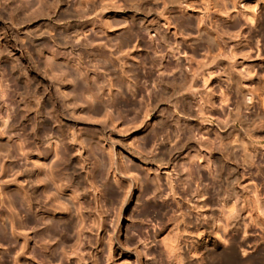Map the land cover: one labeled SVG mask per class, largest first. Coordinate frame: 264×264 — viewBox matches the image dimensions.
Masks as SVG:
<instances>
[{
    "label": "bare ground",
    "instance_id": "obj_1",
    "mask_svg": "<svg viewBox=\"0 0 264 264\" xmlns=\"http://www.w3.org/2000/svg\"><path fill=\"white\" fill-rule=\"evenodd\" d=\"M35 1L33 3L39 5V8H36L38 10L40 9V14H33L37 15V17L42 15L46 17V21L52 22L53 24H58H56L57 28L54 27L53 29L51 28L52 26L50 27L49 22H43V26L41 24V26H39L36 23L37 26L34 27L29 33L33 37V39L27 38L26 40L29 46L24 49L25 56L31 59L32 53H35V55H39V53H41L46 46L55 47L58 53L56 52L57 56L52 53L51 55L53 56V58L54 56L59 57V59L64 60V62L73 64L78 69V74L72 71H67L66 69H61L62 66L60 67L59 65H57V61L55 62V64L46 62L44 66H40L38 63H36L35 60L31 59V67L33 69L36 68L40 71L41 75L39 77L44 76L45 78H47V87L51 89V93L48 96L47 100H45L44 102L42 101L43 103H46V105L48 103L49 106H51L50 109L46 106L44 107L47 108V110H50H45L46 112H43V108H41V105H39L41 104L40 102L38 103V101L34 98H28L27 89L23 90L25 93L24 96L21 94L23 97H20V93L23 92L22 90H20L21 92L18 91V94L17 92H15V90L14 94H10L8 92L4 93V90L0 91V107L4 104H7L9 106V108L6 109L4 115L0 113V139H10L12 136H14V134H16V130L18 131L20 129L25 135L32 139V142H30L32 143V146H28L29 148H32L31 151L27 150L21 145V143L19 144L17 142V144L11 145L10 149L6 148V151L4 152L5 156L7 157L6 160L11 159L8 162H18L21 157L24 160L21 163H14L13 165L11 164L12 166H9L11 167L10 171L15 169V178H22L20 182L16 180H13L14 182L10 181V184L13 183L15 186L14 188L16 194H9V191V193H7V189L4 188L6 184L3 181V183L0 181V204L2 205V203H5L6 201L8 204L5 203V207L8 208L9 206V210L11 209V207L13 209V204L17 206V212H13L11 209L8 213L6 212L5 218L7 220H4L3 218L4 222L8 221L7 223L9 224V229H7V223H4L2 221L3 224H1L2 226L0 227V241L9 242L7 236V232L9 230V233H11L12 236L19 239L17 240L19 244L18 250H21L20 252L21 254H23V261H26L28 259L32 260L33 262L37 261L39 264H45L52 261L50 263L52 264L54 262L53 260L61 261V259H63L65 255L67 259H73V261H71L73 262L72 264H101L100 259H97L96 256L92 255L89 257H85L86 255H83L87 250L84 251V248L86 247L84 246L86 244V241L85 244H82L81 237L83 235V239L85 240L86 238H88L86 245H91L94 242L91 239V232L93 231L94 235L96 236L95 245L92 244L94 245L93 249L95 250L96 248H98L97 244H99L101 240H104V238L101 239L103 235H101V233H105L110 229H106L103 223L104 220L102 218V215H105L103 213H106L104 212L103 206H100L101 209L103 208L102 210H99V207H93L94 212L91 208L92 204H97V196L95 193L97 192V190L99 192V189L96 190L95 188V181L102 180L107 174H111L113 176V179L118 184L119 188L123 187L122 189H124L125 192L122 199L123 201L120 203L122 206H119L120 208L118 207L120 209L119 215H116L115 213V215L118 217L117 219H114L117 221V223L121 220L122 214L120 213V211L125 206V204L130 201V193L135 190L137 185H135V179L132 177L130 178L129 176L131 171L127 169L126 166H123L122 162L120 161V154L122 152H125L127 156L133 157L138 160L141 166H143L147 172L152 174L153 184L152 186L147 185L144 188V192L147 193L151 190L155 192L160 190V168L163 167L165 170H168L171 169V166L174 167V165L177 164V159L179 158L180 154L191 147V145L188 143L189 140L193 139L192 142H201L199 139L202 137V135L200 134L201 130L213 127V133L218 137V142H227L220 134V130L230 126L229 121L244 122V119L242 118L243 113H240V111L242 110H239V103L237 104V108L235 106L236 114H233L228 122L225 120L226 117H224L223 115L222 117L218 115L214 116V114H211L210 111L205 110V107L199 106L198 111H193L191 109V101L195 99V93L193 90V84L191 82L192 78H190L191 81H188V79L183 81L185 79V75L183 76V72L186 70V66L183 64V56L185 57L186 55L183 54L185 53V50H183V48L178 49V43L174 44L169 34L173 32L174 37H177L178 35L176 33H178L179 36H181L180 39H183L187 44H189V46L197 42L204 45V53L201 55V57H199V59H196L198 64L200 63L201 67L203 66L202 64H206V62L208 64L211 63L214 65L222 66L223 68L228 66L230 68H228V71L230 70L229 73L227 72L226 68L225 71L227 72V74H230L229 78L236 85L234 87L239 89V92L242 95L241 100H243V105L248 109L250 107L249 100L251 98L247 97V95L251 92L248 88L247 90L246 88L244 89L242 87L243 84L240 83V78L243 77V75L241 76L239 74L240 71L238 72V69L236 70L235 66H240L241 60L238 61L236 52L234 51V46H238L242 43H252L253 36L255 34L260 38L261 41L264 42V0H155L156 2H160V8L156 5V7H158L159 9L154 6V3V5H152V2L154 0H123L125 1L123 5H126L127 1L134 3L132 4L133 6L131 7V9L135 6L133 8V11H139L141 15L138 16L134 13L128 14L127 12V22L128 24L130 23L129 27H132L130 28L132 29L131 35L129 34L130 32H127L129 34V36L127 37L125 36L127 35V33L124 32V28L122 29H124L123 33L125 34L122 38H120L122 32H119L122 31L119 30L120 26H125V24L121 22L122 25H120L121 23L116 24L114 22V27L117 28L116 25H119V28L117 29L119 30L118 33H120V35L118 34V39L114 38L116 40H114V42H112L110 46H112V49H114V45L115 48L119 50L117 51L115 49L117 53L122 52L121 48H126V50L129 49L130 51L133 49H135L136 51H140L142 54L141 62L147 61V64H149L151 68L157 69V74L159 73L160 75H164L161 78H158V81H156V79L152 78L149 75L142 76L144 78V81L149 80L150 83L155 87L153 91H151V88L149 87L150 92L145 95L147 97V101L146 103H144L145 108L142 113L143 119H146V121H148L151 118L153 111L155 109L159 111L158 108L161 105V109L159 111L160 115H157L156 117L157 127L153 128L144 138L143 146H139L137 144L135 145L134 142L130 139L132 135L137 131V127H134V125L130 127H128V125H124L122 128H120L119 123L117 122V124L115 123L116 121L113 120L116 116H113V114H109V112L111 113V111L108 110L109 107L107 108L106 102L104 103L102 100L104 91H107L111 96V105L124 103V100L119 98L124 95V87L126 86L128 88V85L124 86V84L119 79H115L114 66L116 61L118 62V64H120V66H125L131 58L128 62H126L128 55H126L125 53V55H123L124 51L122 52V57L120 53L117 54L115 50L114 53H116L117 56H114L111 53L107 54L104 50L102 53L99 52V56V53L94 50L98 53V55L97 53L95 55L99 57L100 60H102V62L100 63L101 66L110 77L105 80H99L97 79L98 76L94 78L93 76L96 74H93V76L88 78L89 75L87 76L86 71H84L85 68V70H89L90 68L87 67L84 62L91 63V65L88 64L91 67L95 66L96 68L97 66H92L91 62V58L93 56V54L91 55L92 49L95 47H93L92 49L90 48L92 46L91 41L93 40V38L95 36L97 37L99 33V36L101 37V32L96 33L94 30V32L96 33H94V36L85 33L89 37L92 36V40H90L91 43H89L88 41L87 43H85L83 38L86 35L84 34V31L83 29H81V27L83 25L87 26V24L90 25L91 23L97 24L98 22V26H100L101 28L100 31H102V33H105V35H108L110 32L108 29L111 30L112 28H114L112 27L113 23H111L112 18H114L115 16H117V18L124 16L125 18V15H123V8H130V3L128 2L129 5L127 4L124 7L122 6V4L120 5L121 1L120 3L118 1V3L116 2L115 4L112 0V2H109L108 0L107 2H105V0H37L38 3ZM141 1L142 3H148H144L145 7H140L139 2ZM35 9L33 11L38 12ZM14 10L12 13H14ZM16 11L18 10L16 9ZM170 11H172V13H170ZM27 12L23 13L24 15L20 12V16L18 15V13H15L13 14L14 17H11V20L14 19L13 22L16 21L18 25H21V23L23 24L25 21L23 17L27 16ZM153 14L157 17L155 18L156 21H153V18L152 21L151 18L148 19L150 20L148 21L147 18L149 17V15ZM42 16H40L39 18H43ZM100 17L103 18V22L99 19ZM32 18L30 19L32 20ZM177 18H179V20ZM114 20L116 21L117 19L114 18ZM16 22L14 24H16ZM222 23H225L226 26L224 25L225 27H223V25H221ZM125 28H127V26ZM256 36H254V38ZM80 37L82 39H80ZM18 38L21 42L25 40L21 35ZM85 38H87V36ZM130 38H134L135 41L137 40L136 44L135 42L133 43V41L129 43L135 44L134 48L130 46L132 47L131 49L127 48L128 46L126 47V43ZM79 39L83 40L84 43H82L83 41H80L81 43H78ZM96 39H99V37ZM154 40H157V42L155 41L156 43H154ZM110 41L111 40L109 39L108 42ZM257 41L258 39L256 40V42ZM42 42L45 45L42 44ZM89 44L91 46L87 47ZM124 45L125 47H123ZM156 49H160V51H157ZM129 50L127 51L130 52ZM127 51L125 52L127 53ZM151 53L153 56L151 55ZM155 55L157 57H155ZM97 57L94 58L97 59ZM193 57L194 56L185 58L191 61L192 59H194ZM85 58H87V61H85ZM188 60H184V62ZM1 63L0 68H3ZM166 66L168 67L166 68ZM15 67L19 66L15 65ZM204 67L206 66H203V68ZM18 69L20 68H17V70ZM17 70L15 68L14 71ZM92 71H95V69H93ZM121 75L128 80L130 79L128 78V73L125 72L124 68L121 69ZM190 75H192V73ZM196 75L194 76L193 74V77H196ZM24 79V88H30L31 82L33 80L32 77H24ZM91 79L94 80L93 83ZM205 80L206 79L203 78L204 82ZM67 83L70 84L71 90L65 91L62 88L67 87ZM151 84L149 85L151 86ZM36 85H38V91L40 89L42 90L40 91V93L45 92L43 91L42 85H40V83L37 82ZM263 88L264 87H262L261 89L263 90ZM261 89L256 90L255 88V91L258 92ZM38 91H36V93ZM258 96L260 107L262 108V110H264V92L258 94ZM242 102L240 101V103ZM239 105L243 107L242 104ZM78 106L86 107V110L88 111L86 116L85 113H82L84 116L82 114L75 113V111H77L76 108L78 109ZM83 111L85 112L84 109ZM83 111H80V113ZM44 113H46L45 116ZM76 114H79L80 116ZM81 116L84 117V120L82 119L83 121H97L100 117L102 118V121L105 125L90 128L89 130H86L88 132H85L83 131L82 124L89 125L93 123H84L80 119ZM94 118H96V120H94ZM115 119L118 120V118ZM214 119L216 120L217 124H213ZM169 124L174 126V128L168 130L167 127L169 126ZM231 127L235 129L234 125H231ZM146 128H149L148 124L146 125L145 129ZM183 130L186 131L182 132ZM195 130H197L196 135L194 132ZM82 131L87 135L89 134L91 138H98L99 140H97L100 141V144L98 142L97 144L89 142V144H87L88 146H84L86 142L83 141V137H80ZM198 134L199 137L195 138ZM59 137H62L61 142L60 139H58ZM155 137H159L162 140H165L168 147H166L163 151H159L157 153H154V149H152L148 153L147 151H145L144 147L154 146ZM262 138H264V135L262 136ZM58 140L60 142H58L59 145L57 144ZM40 145H43L44 147ZM39 146L41 147L40 149ZM199 146L201 148H204L208 155L210 154L206 142H201ZM85 147H88L87 152L89 153V155H86L87 153L84 154ZM237 148L240 149L245 160H247L249 163H253L254 154L246 143L231 144L229 150L224 147L222 149V157H227L228 151L232 152ZM3 149L0 147L1 155L3 153L1 151H3ZM41 149H43V151L45 150L44 154ZM103 151H105L104 155ZM50 153H52L51 155H53V157H51L53 159L50 157L52 161L50 160V158V162L47 160V163L49 162L50 165L48 163V172H45L46 168L45 170L43 169L46 166V161L44 160L45 157L50 155ZM89 156H91L95 161L92 170H87L88 166L86 167V165L89 164L87 163ZM189 157L191 158L187 157V162H189V164H187L188 166L185 169V174L187 175L188 181L186 179L182 182L186 186V190H189V181L192 180L194 172L192 156ZM29 159L30 161H28ZM4 163L2 166H0V171H2V173L4 171H8L6 169L10 164H5L7 165L6 167ZM30 163L31 166H28L30 165ZM205 163L206 167H208L209 172H211L212 174L214 173L215 176L221 175L222 169L224 168L221 164V160L212 157L210 166L209 161H206ZM44 164L45 166L42 168ZM90 164L92 165V162ZM41 168L43 173L41 171ZM61 170L63 172H60ZM231 170L233 171V173L236 172L235 168L232 166H228L226 171L230 172ZM57 171H59L58 174ZM173 171H175V173L177 174L179 173L180 179L182 175L178 164L176 165L175 169H173ZM105 179L104 182L106 181L105 184H107L108 181L107 179ZM173 182V178H170L168 176L166 179V183L169 188L171 196L170 198L172 199L167 206V211L163 210L159 206L158 208H155L151 205L146 204L138 214H135L133 216V218H139V220L142 219V221H146L149 215L151 213H154L155 218L159 217L158 219L160 220L161 216L167 215V212L169 214L170 212H172L174 214V218L172 217L174 221L176 220L177 222L178 220H182L184 222L187 221L188 223H190L191 221H189V218L191 217V211L186 209L183 210L184 208H181L182 206H180L179 202L182 200H178L179 193H176V191H174L175 189L173 190ZM219 186L220 182L214 185V187H216L217 189ZM3 189H6V191H4ZM109 191L114 192L110 188ZM65 196H68L70 199ZM64 197L68 198L69 201L64 199ZM63 199L65 200V202ZM71 210H74L75 212L72 211L71 213ZM19 211L24 213V221H20L18 219L17 213ZM101 211H103V213ZM70 213L74 215H71ZM64 216L65 218L66 216H68V218L64 219ZM73 216L76 220H73L71 218ZM84 216H86L87 219H90L89 221H91L93 225L96 224V233L94 229L92 230V227L94 228L95 226L90 223L89 228V225H87V222H85ZM1 217H3V214L2 216H0V218ZM251 220H253L255 224L259 225V228L264 230V225L259 223L255 216H253ZM117 223L113 221V224ZM209 223V227L213 229L215 227V221L212 216L209 217ZM24 226H30V228L35 229L33 238L28 237L29 233L26 231L28 233L27 234L25 230H23ZM113 227L115 228L116 225H113ZM113 230V228L112 230L110 229V233L111 231L113 232ZM136 232L137 236H140L141 238L143 237L142 241L147 240L144 232L140 228L136 229ZM107 233H105L107 236V239L105 241L107 249L106 259L105 261H101L114 264L116 261V251L120 249L118 232L113 235H109L108 231ZM201 234V231L198 232V236ZM213 234L217 236L216 231H213ZM61 235L67 236L68 240L73 235H75L76 242L72 237L71 239L74 241L72 244L75 243L74 246L77 245V247L79 244L80 247L81 241V246L83 245V248L77 249V247L73 246L71 255H67L69 252L66 253L65 250V254H63L61 249V256L63 257H59L57 253L58 249L56 248L58 247V244L61 243V241L57 240V237L59 236V239H61ZM84 236L86 238H84ZM32 240L34 245H36L37 243H43L41 245L42 247H40V244H37L36 247L41 250V253L43 252V255L46 254L45 256L41 257L40 251V254L34 250L30 251L29 243L32 242ZM56 240L58 242L57 245L56 243H54L56 242ZM168 240V243H165L166 251L163 258L165 264H183L184 259L179 253L181 239L179 238L178 233L175 236H173L172 234V236ZM65 241L67 240L65 239ZM1 242L0 245H2ZM15 242L16 239L14 240V244H17ZM10 246L11 245H9V247ZM33 249L36 248L34 247ZM99 249L100 246L98 248V251ZM20 252H17L15 256H18V253L19 255H21ZM192 253L195 257L191 264H206L207 255L213 256V258H217V256H219L222 259L223 264H235L240 262L238 261L239 259L237 260L236 254H229L230 252L225 253L223 251H218L211 252L209 254L205 253L206 255H204V253L200 252L198 247H195L193 248ZM16 262L17 261L15 260L13 264H17ZM58 263L56 262L55 264ZM0 264L11 263H9V260H7L6 258L0 257ZM22 264L25 263L23 262Z\"/></svg>",
    "mask_w": 264,
    "mask_h": 264
},
{
    "label": "rangeland",
    "instance_id": "obj_2",
    "mask_svg": "<svg viewBox=\"0 0 264 264\" xmlns=\"http://www.w3.org/2000/svg\"><path fill=\"white\" fill-rule=\"evenodd\" d=\"M34 1L35 0H0V63L2 62L1 65L3 66V68H0V91L4 90V93L8 92L10 94H14L15 92H17V94H18V91L21 92L20 90L23 91L24 89L25 90L27 89L28 90V98L31 97V98H34L35 100H37L38 103L40 102L41 104H39V105H41V108H43V112H44L45 110H47V108H49V109L51 108V106H49L48 103H47V105H46V103H43L45 100H47L48 96L50 95L51 89L49 87H47V85H48L47 78H45L44 76L39 77L41 75L40 71L36 68L33 69L31 67V62H30L31 59L35 60L36 63H38L40 66H44L46 62H51V63L55 64V62L57 61L56 62L57 65H59L60 67L62 66L61 69H64V70L66 69L67 71H72V72H75L76 74H78V69L73 64L64 62V60L59 59V57L54 56V58H53V56L51 54L54 53L56 55L58 52L55 49V47H51V46H46L45 49L41 53H39V55H35V53H32L31 59L25 56L24 49H26L29 46L26 40H27V38L33 39V37L29 34L30 31H32V29L34 27H36L37 25L41 26L42 24H44L43 22H45V23L49 22V21H46V17L40 15L43 18H39L40 16L37 17V15H35V14H40V12H39L40 9L38 10L36 8L39 5L36 3H33ZM108 1L109 2L113 1V3H115V4H116V2L118 3V1H119V3H120V1H121L120 5L122 4V6H124V7L129 2L130 8H128V7L123 8L124 9L123 15H125V18H124V16L118 17V18H117V16L114 17L115 19H117L116 21H120V22H116L114 20V18H112V21L110 20L111 23H113L112 27L115 26L114 22L116 24L117 23L120 24L121 22L123 24H125V26H124L121 23L120 25H122V26H120V28H119V25H116L117 28H119V30H122V31H119L116 27H114L111 29L112 31L110 29H108L110 32L108 35L106 34L107 35L106 36L105 33H102V31H100L101 28H100V26H98L99 25L98 22H97V24L91 23L92 26H91V24L90 25L87 24V26L83 25L81 27V29H83V31H84V34L87 33L88 35L94 36L95 32L96 33L101 32V37L99 36L100 35V33H99L97 35V37L96 36L94 37L95 40H94V38L92 40V36H90L91 37L90 38L86 34L85 35L87 36V38H85L86 36H84V38L81 36L83 38V40L85 41V43H87V41L89 43H91V42L94 43V44L91 43L92 46L89 44L87 47L91 46L90 49L95 47L92 49L91 55L93 54V56L91 58V60H92L91 62H92V66L97 65L96 68H95V66L94 67L89 66V65H91V63H85L84 62V64H86L87 67H90L89 70H85L86 68L84 69V71H86V73H87V76L89 75L88 78L93 76V74H96L93 77L96 78V76H98L97 79H99V80H105V79H108L110 77L107 74V72L104 71L103 67L100 64L102 62V60H100L99 57H97L95 54L97 52L102 53L104 50L107 54L111 53L114 56H117L116 53L119 50L116 49L114 45H113L114 49H112V46H110V44L112 42H114V40L119 38L118 36L120 35L121 32L122 33L120 35L121 36L120 38H122L123 35L127 32H130L129 34L131 35L132 29H130V28H132V27L131 26L129 27L130 23L128 24V22H127L128 14L134 13L138 16L141 15V13H139V11L138 12L133 11V8L135 6L131 9V7L133 6L132 4H134V3H131L130 1H127V4L125 3L126 5H123L125 2L123 0H112V1L108 0ZM154 1L152 2V5L155 4L154 5L155 7H156V5L159 6L160 2H158V1H161V0H158L157 2L156 1L154 2ZM35 2H37V0ZM105 2H107V0H105ZM144 3L145 2L142 3V1L139 2L140 7L141 6L145 7V4L148 2H146L145 4ZM156 8H158V7H156ZM159 8H160V6H159ZM16 9L18 11H16ZM34 9L37 10L39 13L33 11ZM142 9H144V8H142ZM13 10H14V13H12ZM19 11L21 13L23 11H26L28 13L27 16L29 17V18L27 16L23 17L25 21L23 24L21 23V25H18L16 21L13 22L14 19L11 20V17H14L13 14L18 13L19 16L21 15V13ZM26 12H23V13H26ZM127 12H128V14H127ZM33 13H35V14H33ZM170 13H172V11H170ZM31 14H32V16H31ZM33 15H35L36 17ZM153 16H154V14L149 15L147 20L151 18V21H152V18H153L154 19L153 21H156L155 18H157V17L156 16L153 17ZM32 17L33 18L35 17L36 19L35 18L33 19ZM30 18H32V20ZM43 19H44V21H43ZM99 19L102 20V22L104 21L103 18H101V17ZM177 19L179 20V18H177ZM148 21H150V20H148ZM15 22H16V24H14ZM36 23H37V25H36ZM50 23L51 24H53V23L49 22L50 27L52 26L51 28H53V29H54V27L57 28L56 24H58V23L53 24V25H51ZM15 25H17V26H15ZM95 25H96V27H95ZM221 25H223V27L226 26L225 23H222ZM126 26H127V28H125ZM98 28H100V29H98ZM122 28H124L125 30ZM94 30H95V32H94ZM123 30L125 33H123ZM118 31L120 33H118ZM102 34H104V35H102ZM129 34L127 33V35H125V36L126 37L129 36ZM176 34L178 35L177 37L176 36L174 37L173 32H171L169 34L170 38L172 39V42L174 44L178 43L177 44L178 49L183 48V50H185L184 51L185 53H183V54H186L185 57L194 56L193 57L194 59H192L191 61L186 59L183 56L184 60H188L185 62L183 60V64L186 66V70L183 72V76L185 75V79L183 81H185L187 79L189 81L190 78H192V81L191 80L190 81L193 84V90L195 93V99L191 101V109L193 111H198L199 106L205 107V110L210 111V113L214 114V116L218 115V116L222 117V115H223L224 117H226L225 120L228 122L230 120V118L233 116V114H236L237 104L239 103V104L243 105V102H242L243 100H241L242 95L240 94L239 89L234 87L236 85L229 78L230 74H227V72L229 73V71H230V70L228 71L229 67L226 66L223 68L222 66L214 65L211 63L208 64L207 62H206V64H202V62H201V64L203 66H206L204 68H203V66L201 67L200 63L198 64L196 59H199V57H201V55L204 53V45L197 42V43L189 46V44H187L183 39H180L181 36H179L178 33H176ZM20 35L22 37H24V39H25L23 42H21L18 38ZM114 35H116V36H114ZM254 36H256V34ZM254 36H253L252 43H249V44L248 43H242L238 46H234V48H235L234 51L236 52V57L238 58V61L241 60L240 66L239 65L235 66V69L236 70L238 69V72L240 71L239 74L241 76L243 75V77L240 78L241 79L240 83L243 84V85L241 84L242 87L244 89L246 88V90L248 88L251 92L250 94L247 95V97L251 98L249 100V102H250L249 105L251 108L249 107L247 109L244 107V105L242 107L241 105L238 104V106H240L239 110H242V111H240V113L241 114L243 113L242 118L244 119V122H240V121L231 122V121H229L230 126L225 127L222 130H220V132H221L220 134L222 135L223 139H225V141H227V142H218V137L216 135H214V133H213V130H214L213 127H209L208 129L201 130L200 134L202 135V137L199 139L201 142H206V144L209 148L210 157L207 154V152L205 151V149L201 148L199 146L201 144V142H192L193 139L189 140L188 143L191 145V147L188 148L187 150L183 151L180 154L179 158L177 159L178 167L181 170V175H182L181 178L179 179V173L177 174V173H175V171H173V169H175L177 164H175L174 167L171 166V169H168V170H165L162 167V168H160V171H159L160 172V184H161L160 190L155 191V192L153 190H151L147 193L144 192V188L147 185L152 186V184H153L152 174L147 172L145 170V168L143 166H141V164L138 160H136L133 157H129V156H127V154L125 152H122L120 154V161L122 162L123 166H126V168L131 171L129 176H130V178L132 177L135 179V185L136 184L137 185H136L135 190H133L130 193V201L128 203H126L125 206L121 209L120 213L122 214V217H121V220L118 221V223L114 219L115 218L117 219L118 216H116V215H119V210H120L119 206H122L120 203L123 201L122 199H123L124 193H125L124 189H122L123 187L121 186L122 188H119L118 184L113 179V176L111 174H107L100 181L99 180L95 181V188H96V190L99 189V192L97 190L98 193L97 192L95 193L97 196V204H92L91 208L93 209V207L96 206L95 208L99 207V210H100L101 209L100 206L102 205L104 208V212H106V213H103V211H101L103 214H105V215H102V218L104 220L103 221L104 226L106 229H109V228L111 230H112V228L114 229L113 232L111 231V233L109 231L110 229L107 230L109 232V235L110 234L113 235V234L118 232L120 249L116 251V254H115V260L116 261L114 264H163V263L165 264V261L163 259L165 251H166L165 243H168L167 241H169L168 239L172 236V234H173V236H175L177 233H178L179 238L181 239V244L179 246L180 247L179 253L182 255V257L184 259L183 264H191V262L194 260L195 256H193L192 251H193V248H195V247H198L200 252L204 253V255L209 254L211 252H218V251L219 252L223 251L225 253L230 252L229 254L235 253L237 260L239 259L238 261H240V262L235 263V264H264V230L259 228L258 227L259 225L255 224L254 221L251 220L253 218V216H255L257 218L258 222L261 223L262 225H264V138H262V136L264 135V110H262V108L260 107L259 96H258V94H261L262 92H264V88H263V90L261 89L262 87H264V44H262L264 42L261 41L259 37L256 36L254 38ZM81 37H80V39H82ZM98 37H99V39H96ZM114 38H116V39H114ZM80 39L78 40V43L80 41L81 42L83 41ZM87 39H89V40H87ZM109 39L111 40L110 42H108ZM130 39H132V40H130ZM130 39L126 43V47L128 46L127 48L131 49L132 47L133 48L135 47L137 40L135 41L134 38H130ZM255 39L256 40L258 39V41H257L258 43L256 42ZM90 40H92V41L90 42ZM146 40H147V38H146ZM84 41L82 43H84ZM131 41H133V43L135 42V44H132V43L129 44ZM155 41L157 42V40H154L153 42L156 43ZM255 42L257 43V45ZM42 44H44V43L42 42ZM130 46H132V47H130ZM110 47L112 50L110 49ZM123 47H125V45ZM97 48L98 49L100 48V49L98 50ZM94 50H96L97 52H95ZM108 50L112 51V52H109ZM114 50L116 53H114ZM127 50H129V49H127ZM127 50H126V48L125 49L121 48V51L122 52L124 51L123 55H125V54L128 55L126 62H128L129 59L131 58L130 61L127 63V65L120 66V64H118V62L116 61L115 66H114V71H115L114 77H115V79H119L124 84V86L128 85V88L126 86L124 87V95H122L119 98V99L124 100V103L111 105V96L109 95V93L107 91H104L102 100L104 103L106 102L107 108L109 107L108 110L111 111V113L109 112V114H111V115L113 114V116L114 115L116 116V117H114L113 120L116 121L115 123H117V122L119 123L120 128H122L124 125H126V126L128 125V127L134 125V127H137V131L132 135V137L130 139L134 142L135 145L137 144L139 146L140 145L143 146L144 138L149 134V132L153 128L157 127V125H156L157 118L156 117H157V115H160L159 111L161 109V105L158 108L159 111L156 109L153 111L152 116L148 121H146V119H143L142 113H143V110L145 108L144 103H146V101H147V99H146L147 97L145 95H147V93L150 92V88H151V91H153L155 89V87L153 84L150 83L149 80L144 81V78L142 76H148L149 75L152 78L156 79V81H158L159 80L158 78H161L164 75H160L159 73L157 74V69L151 68V66L149 64H147V61L141 62L142 61V59H141L142 54L140 51H136L135 49H133V50H131L133 52L132 53L130 50H129L130 52H128ZM158 50L160 51V49H158ZM125 51H127V53ZM122 52H119L121 56H122ZM137 52H139V53H137ZM98 53H97V55H98ZM100 53H99V56H100ZM119 53H117V54H119ZM132 54H134V55H132ZM151 55H152V53H151ZM94 57L95 58L97 57V59H95ZM155 57H157V56L155 55ZM56 58H57V60H56ZM137 58H140V59H137ZM86 59L87 58H85V61H87ZM93 60H95V61H93ZM195 60H196V62H195ZM61 61H63V62H61ZM144 63H146V64H144ZM15 65L19 66V67H15ZM122 67L125 69V72L128 73V78H130L129 80L122 77V75H121V69H123ZM167 67L168 66H166V68ZM15 68H16V70H17V68H20V69H18L17 70L18 72H17V71H14ZM225 68H226L227 72L225 71ZM90 69H91V72H90ZM93 69H95L96 72L92 71ZM10 70H12V71H10ZM93 72H95V73H93ZM191 73H192V75H190ZM193 74H194V76L197 74L196 77H193ZM24 77L25 78L32 77L33 80L31 82L30 88L29 87L24 88V86H25V84H23L24 80H25ZM22 78H23V80H22ZM203 78L206 79L205 82L203 81ZM93 79H91L92 83L94 81ZM80 81H82V80H80ZM37 82L40 83V85H42V89H43V91H45L44 93L43 92L40 93V91H42L41 89L38 91V89H37L38 85H36ZM149 84H151V86ZM260 86H262V87H260ZM255 88H256V90L257 89L258 90L261 89V90L257 92V91H255ZM62 89L65 91L71 90L70 84H68L67 87L62 88ZM236 89H238V90H236ZM14 90H15V92H14ZM36 91H38L37 92L38 94L36 93ZM21 94L24 96L25 95L24 91L20 93V97L22 96ZM35 95H37V96H35ZM240 101L242 103H240ZM45 106L47 108H44ZM235 106H236V108H235ZM7 108H9V106L7 104L2 105L0 107V113L4 115ZM83 109L85 110V112L83 111ZM229 109L232 111H230ZM76 110L77 111H75V113H79V114L85 113V116L88 112L86 110L85 106H78V109L76 108ZM80 111H83V112L80 113ZM227 111H229V112H227ZM228 113H230L231 115ZM45 114L46 113H44V116H45ZM79 114H76V115L80 116ZM226 114H227V116H226ZM42 116H43V114H42ZM83 116L80 117L81 120L84 118ZM115 118H118V120ZM94 120H96V118H94ZM83 122L94 124V126H93V124H89V125L88 124H82L83 125L82 126L83 131H85V132H88L86 130H89L90 128H95V127L100 126V125H105L104 122L102 121V118H100V117H99V120H97V121L85 120ZM213 122H214L213 124H217L215 119L213 120ZM147 124L149 125V128L145 129ZM231 125H234L235 129H233L231 127ZM172 128H174V126H172L170 124L167 127L168 130H171ZM232 130H234V131H232ZM83 131L80 134V137H83L82 138L83 141L86 142V144L84 146L89 144V142H93L94 144L95 143L97 144V142L98 143L100 142V141H98L99 140L98 138H93V137L91 138L89 134L87 135L85 132H84L85 133L84 134ZM184 131H186V130H183L182 132H184ZM194 132L196 135L197 130H195ZM15 133L17 135L14 134V136H12L10 139H7V138L0 139V147L2 149L4 148L3 151H1V152H3L2 155L0 154V164H1L0 166L3 165L4 161H5L4 165L5 164L8 165L10 163L8 165V167H9L11 164L13 165L14 163H21L24 160V159H22V157H21V159L18 160V162H16V161L8 162L11 159L6 160L7 157L5 156L4 152L6 151V148L10 149L11 145L17 144V142H18L19 144L21 143V145L24 148H26L27 150H29V151L32 150L31 147L30 148L28 147V146H32V143H30V142H32V139L30 137H28L27 135H25L21 129L18 131L16 130ZM181 137H182V135H181ZM198 137H199V134L195 138H198ZM61 138L62 137L58 138V139H60V142H61ZM243 141H246V142H243ZM58 142H59V140L57 141V144H58ZM154 142H155L154 146L144 147L145 151H147L149 153V151L154 149V153L155 152L157 153L159 151H163L166 147H168L167 142L165 140H162L159 137H155ZM235 143H241V144L246 143L247 144V146L251 149L252 153L254 154L253 163H249L247 160H245L244 157L242 156L240 149H238V148L232 152L228 151L227 157H225V158L222 157V155H221L222 149L225 147L229 150L230 145L235 144ZM43 145H40V146H43ZM40 146H39V149L41 148ZM24 148H23V150H24ZM87 148L85 147L84 154L87 153L86 155H89V153L87 152ZM43 149H41V150L44 154L45 150L43 151ZM41 150H40V152H41ZM51 154L52 153H50V155L45 157L44 161H46V166H45V164L42 166V168L45 166L43 169V170H45V168H46L45 172L46 171L48 172L47 167L50 165L49 158L51 156L53 157V155H51ZM104 154H105V151H103V155ZM189 156H192V163L194 164V172H193L192 180L189 181V190H186L185 189L186 186L182 182L186 179L188 181L187 175L185 174L186 173L185 169L188 166L187 164H189V162H187L188 158H191ZM211 156L222 161L221 164L223 165L224 168L222 169V173L220 176H215L214 173L212 174L211 172H209L208 167H206V163H205L206 161H209V166L211 165V161H212ZM51 158H50V160L52 161L53 158L52 159ZM30 159L28 161H30ZM47 160L49 161L48 162L49 165L47 163ZM91 162H92V165L90 164ZM26 163H28V162H26ZM87 163L90 164V166H89V164L86 165V167L88 166L87 170H90V169L92 170L95 161L91 156H89ZM7 165H5V166L7 167ZM28 166H31V163ZM228 166L234 167L236 172L233 173L232 170L230 172L226 171ZM8 167L6 170H8L9 172L4 171L2 173V171H0V181L1 182L3 181L6 184V186H4V188H6L7 191H6V189L5 190L3 189V190L6 191L7 193L10 192L9 194L12 193L14 195V194H16L15 188H14L15 186L13 183L10 184L11 183L10 181L14 182L16 180V181L20 182L22 180V178L21 177L15 178V176H16V173H14L15 169L10 171L11 167H9V168ZM28 168H30V167H28ZM42 168H41V171H42ZM58 172L59 171H57V174H58ZM60 172H63V171L61 170ZM42 173H43V171H42ZM168 176L170 178H173V180H174L173 190L175 189L174 191H176V193H179V199L178 200L179 201L182 200L179 202L180 206H182L181 208H184L183 210L186 209V210L191 211V213H190L191 217L189 218V221H191V222L188 223L187 221L184 222L182 220H178L179 222L178 221L176 222V220L174 221L172 219V217L174 218V216H173L174 214L172 212H170V214L167 212V215L161 216L160 220L158 219L159 217L155 218L154 213L153 214L151 213L149 215V217L147 218L148 221L147 220L142 221V219L139 220V218H137L138 219L137 220L136 218H133V216L135 214H138L142 210L143 206L146 204L151 205L155 208L156 207L158 208V206H159L163 210L167 211V209H168L167 206L171 202V199H172V198H170L171 196H170L169 188H168V185L166 183V179ZM105 178L108 181L107 184H105L106 181L104 182ZM219 182H220V186L217 189L216 187H214V185L218 184ZM7 185H8V187H7ZM109 188L112 189L114 192H110ZM65 197H68V196H65ZM65 197H64V199L69 201L70 198L68 197L69 198L68 199ZM89 199H90V197H89ZM5 200H6V197H5ZM98 201H99L100 205L98 204ZM64 202H65V200H64ZM5 203L8 204L6 201H5ZM5 203H2V205H4ZM6 204L4 206H2L0 204V206L2 208H4V209H2L0 207V216H2V214H3V217L0 218V227L2 226L1 224H3L2 223L3 218H4V220H7L5 218L6 212L8 213L12 209V207H11V209L9 210L8 205H7L8 208L5 207ZM186 204H187V206H186ZM12 206H13L12 211L17 212V210H16L17 206L15 204H13ZM72 211H74V210H71V213H72ZM93 212H94V209H93ZM115 213H116V215H115ZM171 213H172V215H171ZM71 215H74V214H71ZM169 215H171V216H169ZM211 216L213 217V219L215 221V227L213 229H211L209 227L210 226L209 217H211ZM251 216H252V218H251ZM17 217L20 221H24V213L23 212L19 211L17 213ZM67 218H68V216H66V218L64 216V219H67ZM71 218L73 220L75 219L74 216ZM84 218H85V222H87L86 224L89 225V228H90V223L92 224V222L89 221L90 219H87L86 216H84ZM149 218H151V219H149ZM62 219H61V221H62ZM113 221L117 224H113ZM7 222L8 221H6L4 223H7ZM87 225H85V226H87ZM113 225H116L117 228L116 227L114 228ZM6 226H8L7 229H9L8 223ZM93 226H95V227L94 228L92 227V230L94 229V231L96 233V230H95L96 224ZM138 228H140L144 232L147 240L142 241L143 237L141 238L140 236L136 235L137 234L136 229H138ZM23 230H25V232L27 231L29 233L28 234L26 232L28 234L29 238H33V236L35 234V229L30 228V226H24ZM107 231L105 233H107ZM200 231L202 232V234L198 236V232H200ZM213 231L217 232V236L213 234ZM92 232H91V239H92V241H94L92 244L95 245L96 236L94 235V232L93 233ZM105 233H101V235L102 234L104 235V237L102 235L101 239L104 238V240H101V242L99 244H97L98 248L100 246L99 251H98V248H96L94 250L93 249L94 245H92V244L91 245L88 244L89 246L86 245L88 238H86L84 236V238H86V240H85V239H83V235H82V237H81L82 244L83 243L85 244V241H86V244L84 245V246H86L84 248V251L89 250L88 252L85 251L86 253H84L83 255L84 256L86 255L85 257H89V256L93 255V256H96L97 259H100L101 264H110V263L103 262V261H105L106 254H107V251H106L107 249H106V245H105V241L107 239V236ZM85 234H87V233H85ZM107 235H108V233H107ZM7 236H8L9 242H11V243H9L8 241L7 242H1L0 241L2 244V245H0V257L6 258L7 260H9V263H11V264H13V262L15 260L17 261L16 262L17 264H22L23 262L25 264H36L37 261L33 262L32 260H28V259H27L28 261L27 260L23 261L24 260V258L22 259L23 254H21V252H20L21 250H18L19 244H18L17 240H19V239L12 236V234L9 233V230L7 232ZM74 236L75 235H73L72 237H73V240L75 241L76 236L75 237ZM66 237L67 236H65V235H61L60 236L61 239H59V236L57 237V240L61 241L60 244H58L57 240H56V242H54V243H56V245L58 244L59 248L56 246L57 247L56 249H58L57 253H58L59 257H61V258L63 257V256H61V254H62L61 249H62L63 254H65V251H66V253L69 252L67 255H69V254L71 255V250H73L72 247L75 245V243L72 244L74 242L71 239L72 237L69 238V240H68V237L67 238ZM14 238L16 239L15 243H17V244H14V240H15ZM65 239L67 241H65ZM37 244H40V247H42L41 245L43 243H37ZM71 244H72V246H71ZM9 245H11V246L9 247ZM13 245H15V246H13ZM36 245H34L33 240H32V242L29 243L30 251L34 250V251H37L38 253L40 251V253H41V250L38 247H36ZM145 245H147V246H145ZM30 246H31V248H30ZM33 246L36 249H33L34 248ZM82 246H81V241H80V247H79V244H78L79 248L77 247V245L74 247H77V249H80V248H83ZM144 246H145V248H144ZM87 248H90V249H87ZM14 251L20 252L21 255H19V253H18V256H15L17 254V252H14ZM232 251H235V252H232ZM42 253L40 254L41 257L46 255V254L43 255ZM104 256H105V258H104ZM218 257L219 256H217V258H215V257L213 258V256L207 255L206 264H223L222 259L220 257L219 258ZM64 258H66L65 255H64L63 259ZM63 259H61V261L53 260L54 262L52 264H55L56 262L57 263L60 262L58 264H72L73 263V262H71V261H73V259H71V258L70 259L66 258L67 260L66 259L63 260ZM101 260H103V261H101ZM26 262H28V263H26ZM51 262L52 261H50L49 263L47 262L45 264H50ZM37 264H39V263L37 262Z\"/></svg>",
    "mask_w": 264,
    "mask_h": 264
}]
</instances>
